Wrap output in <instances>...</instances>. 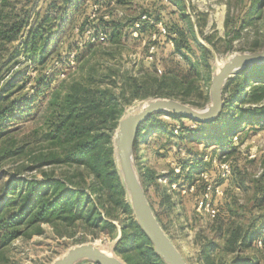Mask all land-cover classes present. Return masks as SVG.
Listing matches in <instances>:
<instances>
[{
	"label": "trees",
	"instance_id": "obj_1",
	"mask_svg": "<svg viewBox=\"0 0 264 264\" xmlns=\"http://www.w3.org/2000/svg\"><path fill=\"white\" fill-rule=\"evenodd\" d=\"M167 1L178 6L182 0ZM133 2L134 0H43L38 7L37 0H0L1 87L10 86V90L12 89L11 83L18 76L20 60L17 58L20 55L25 56L37 67V76L31 86L35 90L32 96L10 100L7 95L13 92L7 90V94L3 96L0 94V165L9 158L29 157L27 163L18 166L14 172L6 174L9 177L6 182L1 183L5 172L0 173L1 264H5V250L14 240L39 235L43 224L55 227L59 236L67 234L68 229L77 226L93 232L103 229L115 235L117 229L112 222L117 219L114 214L115 209H122L128 217L127 223L119 219L121 235L116 243L115 253L126 264H164L155 255L148 239L134 222L121 179L115 168L112 130L117 127V121L121 118L118 108L120 104H128L133 98L148 96L155 99H170L173 90L168 84V79H174L176 86H180L177 77L167 75L156 77L145 73L143 77L155 84L153 92H145L142 96L140 92L144 89L136 85L129 98L125 97L123 90L116 94L110 88L77 86L56 103L46 120L44 129H31L18 137L10 132L11 126L23 121H31L41 109L51 89L52 80L47 72L60 62L59 52L63 50L64 53H70L71 50L75 51L72 48H79L78 42L81 36L92 29L91 25L95 22L103 24L105 29L110 30L112 40L116 38L119 40L125 31V26L118 21L110 20L112 19L110 14L114 9L126 8ZM248 3L246 16L242 18L239 33L234 39L241 38L240 31L253 26L264 13V0H248ZM158 13L160 12H156L152 18L156 21L161 19L159 21L166 31L164 35L160 34L157 25L141 20V16H145L142 14L128 20V24L133 26L136 22L141 30L151 29L150 32L155 33L154 41L157 40V44L171 42L180 57L191 53L185 32L183 33L176 23L163 21ZM106 15L111 18L104 19ZM179 15L184 25L194 35L189 16L182 10ZM200 33L202 36V32ZM202 37L207 43H212L208 37ZM192 40L200 48L199 57L206 60L211 54L210 49L199 44L195 37ZM228 42L231 44V41ZM263 43L264 31L260 41L252 42L249 52L259 50ZM59 46H61L60 50ZM13 67L17 69L10 71ZM9 72L10 75L5 79ZM179 80L181 85L184 84L182 79ZM26 81L27 78L24 77L20 80L22 86ZM191 90V86L185 84V93H190ZM222 95L223 108L214 120L197 123L172 114H152L138 125L134 139H146L149 133L157 128L159 121L156 119L162 115L172 120L173 131L175 128L194 131L190 126L195 125L197 128L205 129L204 132L218 135L222 147L228 146L223 143L228 135H230L228 140L231 143L230 147L235 148L232 142L234 137H241L249 131L260 133L264 130V64L247 67L230 78L223 88ZM190 104L189 106L194 108H203L205 105L198 107L196 103ZM160 127L158 126V129ZM40 140L46 144L45 152L33 154L34 148L27 151L29 145H36ZM226 154L222 153L221 159L226 158ZM30 164L36 168L56 164L80 168L91 179V183L84 187L83 173L72 177L63 175L62 178H58L52 173L42 172L40 179L35 177L24 179L20 175L24 170L30 169ZM78 176L81 179L74 181L73 178ZM176 178L175 176L173 181H176ZM209 178L219 184L220 170H216L215 176L210 173ZM205 187L206 184L203 185L204 189ZM258 191L261 196L258 206L261 207L264 193L262 189L258 188L257 193ZM212 205L214 206V203ZM217 216L219 214L215 215ZM220 236L224 238L228 252H244L260 247L264 244V212L256 214L245 227L221 232L219 226L218 237ZM215 247L213 240H206L202 244L199 251L201 264H215L212 256ZM232 262L252 264L253 261L241 258Z\"/></svg>",
	"mask_w": 264,
	"mask_h": 264
},
{
	"label": "rangeland",
	"instance_id": "obj_2",
	"mask_svg": "<svg viewBox=\"0 0 264 264\" xmlns=\"http://www.w3.org/2000/svg\"><path fill=\"white\" fill-rule=\"evenodd\" d=\"M37 2L39 7L43 0ZM152 2L155 1L134 0L132 5L126 8L114 9L110 14L112 19L108 17L109 15L104 16V19L115 20L125 26V31L119 40L117 38L112 40L110 30L105 29L103 24L95 22L91 25L92 29L81 36L78 42L79 48H72L75 51L71 50L70 53L61 50L60 62L47 72L52 80L51 89L41 109L31 121H23L11 126L10 132L18 137L31 129H44L46 120L56 103L77 86L110 88L116 94L123 90L127 98L136 85L144 89L140 92L142 96L145 92H153L155 84L143 77L145 73L156 77L162 75L177 77L180 86H176L174 79H168V84L173 90L170 99L187 105L193 102L201 107L208 101L210 76L217 65L222 64L229 55L249 52L252 42L260 41L264 31L263 13L261 19L254 22L253 26L240 31L241 38L234 39L239 33L242 18L246 16L248 0H182L178 6L167 0ZM181 10L189 16L194 35L180 19ZM156 12H160L158 14L162 20L164 19L163 21L176 23L180 30L185 32L191 53L180 57L171 42L157 44V40L153 39L155 33L150 32L151 29L141 30L139 26H135L136 22L133 26L128 24V20L142 14L146 16L145 21L149 24H161L164 27L159 21L161 19L156 21L152 18ZM200 32L212 43H207ZM194 37L199 44L210 49L211 54L206 60L199 57L200 48L192 40ZM228 41H231V44ZM60 48L61 46L59 50ZM151 48H154L153 51ZM17 60H20L18 76L11 83L12 89L10 90V86L1 87L0 84L1 96L7 94V90L13 92L7 95L10 100L28 98L35 92L31 86L37 76L36 64L28 61L23 55ZM16 69L17 67H13L10 71ZM23 77L27 78L24 86L20 82ZM179 79H182L184 84L181 85ZM185 84L191 86L190 93H185ZM151 99L155 97L133 98L128 104H120L118 107L120 117H124L128 112L141 107ZM156 120L159 121L157 125L162 127L158 129L157 126L146 139H134V163L155 217L184 260L187 264H201L199 251L202 244L206 240H213L216 246L212 255L215 264H234L235 262L232 261L241 258L252 260V264H264V244L244 252H228L224 238H221L223 235L218 237L219 226L221 232L245 227L256 214L264 212V202L261 203V207L258 206L261 196L259 191L257 193L258 188L264 193V130L260 133L249 131L246 135L234 137L232 142L235 148H232L231 143L228 142L230 135L223 141L228 146L222 147L220 137L204 132L203 128L191 125L190 128L194 131L179 128L173 131L171 128L173 123L168 116L162 115ZM115 130L116 127L113 128V132L111 131L113 135ZM30 148H34L33 154L47 150L43 140L36 145H29L27 151ZM222 153H227L226 158L221 159ZM27 158H9L2 162L0 173L5 172L3 174L5 177L1 183L8 180L6 174L14 172L18 166L27 163ZM224 161L229 163L230 171L217 184L210 180L209 175L212 173V176H215L216 170ZM42 172L52 173L58 178H62L63 175L72 177L83 173L84 187L91 183V179L82 169L63 164L44 165L40 168L30 164V169L24 170L20 176L24 179L32 177L40 179ZM205 175L207 182L204 179ZM175 176L176 181H173ZM80 179L79 176L73 178L74 181ZM206 183L210 185L208 201L214 203L215 215L219 214L217 217L211 216L202 209L197 210L199 202L203 201V193L206 190L203 185ZM114 214L117 216V219L112 221L117 229L115 235L103 229L93 232L77 226L68 229L67 234L59 236L55 227L43 224L39 235L14 240L5 250L4 263L51 264L68 248L90 242H95L107 250L113 249L115 252L116 239L119 234L121 235L119 219L127 223L128 217L122 209H115Z\"/></svg>",
	"mask_w": 264,
	"mask_h": 264
},
{
	"label": "water",
	"instance_id": "obj_3",
	"mask_svg": "<svg viewBox=\"0 0 264 264\" xmlns=\"http://www.w3.org/2000/svg\"><path fill=\"white\" fill-rule=\"evenodd\" d=\"M264 64L263 46L254 52L229 55L211 73L209 101L203 108H194L173 99L156 98L128 112L117 122L112 137L115 168L121 179L134 222L148 239L155 255L164 264H187L170 237L156 219L146 198L145 191L133 157L134 138L138 125L152 114H172L197 123L214 120L222 111V91L228 80L245 68ZM120 238L118 235L116 241ZM126 264L113 249H105L95 242L82 243L68 248L51 264Z\"/></svg>",
	"mask_w": 264,
	"mask_h": 264
},
{
	"label": "built area",
	"instance_id": "obj_4",
	"mask_svg": "<svg viewBox=\"0 0 264 264\" xmlns=\"http://www.w3.org/2000/svg\"><path fill=\"white\" fill-rule=\"evenodd\" d=\"M145 19H146V16H141V20H145ZM135 26L138 27L137 24ZM157 27H158V30H159L160 34L164 35L166 33L165 29L162 27L161 24H158ZM154 37H155V35H154ZM153 49L154 48H151V51H153ZM219 167H220L219 168V170H220V178H222V177L224 178L229 173V171H230L229 163L227 161H224V162L221 163V165H219ZM204 179L207 182L206 175L204 176ZM205 189L206 190L203 193V201H200L199 202V205H198V209L197 210L199 211L200 209H202V210L206 211L207 213H210L211 216H214L215 215L214 207L208 201V193H209V190H210V185H208L206 183ZM89 264H91V263H89Z\"/></svg>",
	"mask_w": 264,
	"mask_h": 264
}]
</instances>
